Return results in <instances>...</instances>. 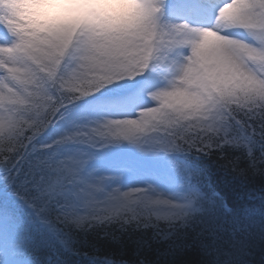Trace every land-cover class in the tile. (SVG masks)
<instances>
[{
  "label": "clouds",
  "instance_id": "9594fccd",
  "mask_svg": "<svg viewBox=\"0 0 264 264\" xmlns=\"http://www.w3.org/2000/svg\"><path fill=\"white\" fill-rule=\"evenodd\" d=\"M154 3L157 8L163 9L166 0H154ZM246 7L247 0H223L206 25L186 19L163 21V31L177 51L168 59L154 55V74L161 78L162 83L159 87L146 89L145 96L153 101L157 109L151 126L162 132L171 131L174 136H182L183 139L167 137L163 144L140 143L131 144V147L140 153L153 154L171 149L207 151L224 144L242 142L239 136L246 120H254L264 126V48L246 55L247 49L242 42L221 35L220 31L237 22ZM9 10L25 33L26 40L35 37L58 39L74 32L82 24L90 25L94 33L102 38L106 34L135 33L141 0H4L0 3V12L7 13ZM250 26L264 36V8L259 13V19L252 21ZM150 35V32L143 33L145 42ZM260 131L264 133V127ZM81 139L84 143L80 144L100 143L91 132ZM201 143L207 147L201 149ZM3 146L0 144V147ZM69 156L83 161L75 174L65 177L73 195L83 199V210L72 208L64 212L58 218L62 223L82 228L113 219L127 223L151 222L153 217L157 221L181 222L190 218L193 209L181 204L180 208L168 209L166 219L161 213V205L150 204L149 200H172L150 187L143 191H131L125 200L119 193L142 188L121 191L117 186L106 191V177L82 179L81 170L92 157L84 152ZM56 162L44 161L51 166H55ZM109 193L116 198H109ZM118 206L120 210L117 214L115 209Z\"/></svg>",
  "mask_w": 264,
  "mask_h": 264
},
{
  "label": "snow or ice",
  "instance_id": "6c2138e0",
  "mask_svg": "<svg viewBox=\"0 0 264 264\" xmlns=\"http://www.w3.org/2000/svg\"><path fill=\"white\" fill-rule=\"evenodd\" d=\"M3 2L0 0V3ZM219 5L215 7L214 14ZM262 8L264 0H247L241 18L220 30L221 35L242 42L247 49L246 55L264 48V36L250 26L252 21L259 19ZM12 17L11 10L0 12V144L4 145L0 147V160L7 161L12 155L23 157L41 133L64 119L70 106L85 100L89 103L81 104L82 108L97 110L98 118L91 119L87 124L73 123L70 129H65L49 144L39 145L40 148L50 149L53 145L68 142L84 143L81 138L88 137L89 132L100 141L88 143L93 148H103L121 140L138 145L141 143V133L161 131L151 126L157 111L155 106L143 102L138 115L132 117L114 101L104 99L102 94L122 86V82H136L137 78H141V82L131 94L136 95L137 99H142L146 89L161 86L157 83V78H161L152 75L154 55L168 59L177 51L163 31V21L168 19L165 17V7L157 8L154 0H141L135 33L106 34L102 38L94 33L90 25L82 24L74 32L58 39L35 37L26 40L25 33ZM212 17L209 22L197 23L209 24ZM234 28H243L247 38L233 35ZM144 32L151 33L147 42L144 41ZM91 125L95 127L90 128ZM164 133L166 135L157 143L163 144L167 137L183 139L182 136H174L171 131ZM199 147L204 149L207 145L201 143ZM82 165L83 161L71 156L58 159L55 166L45 164L52 173L47 178H40L45 181L40 193L41 197L47 196L43 199L45 206L53 193L64 190L65 177L75 174ZM131 191L143 189H131L119 193V196L127 200ZM109 198L116 197L109 193ZM149 203L167 206L161 210L166 219L168 209L182 206L160 199H150ZM70 210L59 204L53 209L57 219ZM119 210L118 206L115 212L118 214Z\"/></svg>",
  "mask_w": 264,
  "mask_h": 264
},
{
  "label": "trees",
  "instance_id": "16d2710c",
  "mask_svg": "<svg viewBox=\"0 0 264 264\" xmlns=\"http://www.w3.org/2000/svg\"><path fill=\"white\" fill-rule=\"evenodd\" d=\"M60 124L58 120L37 138L46 139ZM261 127L246 120L239 136L243 142L207 151L178 150L194 160L198 183L205 192L200 208L185 222L154 217L151 222L113 219L76 228L47 210L59 229L54 240L61 241L52 243L50 234L32 237L30 259L34 264H264ZM38 150L33 141L23 157L0 160V197L19 201L33 211L36 221L37 178L45 166Z\"/></svg>",
  "mask_w": 264,
  "mask_h": 264
},
{
  "label": "rangeland",
  "instance_id": "374dc122",
  "mask_svg": "<svg viewBox=\"0 0 264 264\" xmlns=\"http://www.w3.org/2000/svg\"><path fill=\"white\" fill-rule=\"evenodd\" d=\"M212 15H214V11L210 13V16L207 13L205 15V19L210 20ZM233 30L237 33H241L247 38L243 28H234ZM152 75L155 76V74ZM137 79L139 82L133 87H128L129 92L122 96V98H120L119 95H116L115 97H104V99L114 101L116 105L124 108L132 117L138 115L139 107L142 106L143 102H146L150 106H155L153 101L145 95L142 96V99H137L136 95H131L135 92L141 82V78ZM157 83L161 84L162 81L157 78ZM88 103L89 101L81 104ZM81 104L76 105V107H69L64 119L66 120L65 124L70 127L66 126V129H70L73 123L87 124L91 119L98 118L99 114L97 110L84 109ZM105 107H107V105H105ZM91 127H95V125H91L90 128ZM53 137L54 136H52L51 139ZM146 137L147 132H145L144 135H142V133L140 134L141 143H157V138H152L155 142H151L145 140ZM35 144L39 148L36 153L37 156H44L47 160H58L80 152L88 153L92 158L89 160L85 168L81 170V178L89 179L99 176L106 177L107 179L104 185L106 191L117 186L121 189V191L129 188L146 189L145 187H137V185L133 182L135 178H140L145 174L143 170L138 169L139 174L137 176H132L130 174V170H125L126 165L141 164L142 157L140 155L144 156L150 163L156 165L157 163L155 159L158 158V155H160L161 162L165 161L168 163L169 161L168 157L164 158L166 153L162 150L156 154H153L152 152L140 153L134 147H131V144L125 140H121L119 143L107 145L103 148H93L88 144L68 142L60 150L40 148V139ZM111 160H113V162ZM153 164L151 165V171L155 169ZM157 169L163 172L160 165H157ZM41 175V177L47 178L52 175V173L46 168V166H43ZM144 180L155 192L162 193L176 203L186 204L191 209H195L196 205L194 203V199L189 196V193L193 190H191L188 185L183 183L182 180L176 178L172 173L166 172L157 175L147 174ZM38 183L44 187L45 181L40 179ZM70 193L71 189L64 188L63 191L52 194L53 200L57 201L65 196L71 198ZM38 200L42 202L43 198H38ZM80 203L83 204V199L81 198ZM60 205L66 206L65 203H61ZM159 207L163 209L167 206L161 205ZM31 218L30 212L23 210L22 207L15 204L11 199H3L0 197V253L4 255L7 264H32L30 259L27 260L23 258L24 255L22 248V236L26 232L29 233L34 230Z\"/></svg>",
  "mask_w": 264,
  "mask_h": 264
},
{
  "label": "bare ground",
  "instance_id": "6f19581e",
  "mask_svg": "<svg viewBox=\"0 0 264 264\" xmlns=\"http://www.w3.org/2000/svg\"><path fill=\"white\" fill-rule=\"evenodd\" d=\"M221 2H219V3H217V4H215L214 5V7H217L219 4H220ZM209 9V6L207 7V10ZM202 11V9L200 10V12ZM209 11V10H208ZM212 11H214V10H212ZM199 12V13H200ZM209 16H210V14H209ZM166 18H168V19H173V20H177V19H175V18H172V17H170V16H165Z\"/></svg>",
  "mask_w": 264,
  "mask_h": 264
}]
</instances>
